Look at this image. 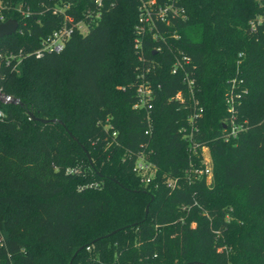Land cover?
I'll use <instances>...</instances> for the list:
<instances>
[{
  "label": "trees",
  "instance_id": "trees-1",
  "mask_svg": "<svg viewBox=\"0 0 264 264\" xmlns=\"http://www.w3.org/2000/svg\"><path fill=\"white\" fill-rule=\"evenodd\" d=\"M12 1L34 14L8 15L18 28L0 53L35 50L61 17L41 12L51 0ZM138 1L112 0L62 51L2 67V92L21 104L0 105V264H264V0H176L184 20L144 38L145 61ZM176 52L194 67L192 140L208 151V183L188 171L199 158L183 139L193 107L170 72ZM138 66L155 93L150 134L132 108ZM231 79L245 129L225 142ZM138 152L155 164L149 183L132 170Z\"/></svg>",
  "mask_w": 264,
  "mask_h": 264
},
{
  "label": "built area",
  "instance_id": "built-area-1",
  "mask_svg": "<svg viewBox=\"0 0 264 264\" xmlns=\"http://www.w3.org/2000/svg\"><path fill=\"white\" fill-rule=\"evenodd\" d=\"M50 6L41 3V12H49L53 15H59L61 17L60 25L55 28L51 33L47 34L40 40L39 47L30 52H23L19 49L18 52H4L0 53V80L2 78V67H9L11 71H16L21 61L25 56H33L34 58L41 57L47 53L60 52L69 41L70 36L75 32L85 34L88 26L91 22L100 18L104 9L112 7L114 4L112 0H51ZM15 14L21 17H30L34 14L31 9L24 6L21 2H13L12 0H0V22L7 20H14L9 18L8 15ZM184 10L177 5L176 0H164L158 2L157 0H139L137 6V23L134 26V41L133 47L135 53L138 56V61H145L143 52L144 38L148 37L152 41L164 40L163 34L158 30L159 25L168 27L174 20H184ZM176 39L174 35L171 36ZM159 47L153 48V52H157ZM140 66L136 67V80L135 91L136 101L133 104V109L146 110V122L148 129L146 133H151V117L150 110L152 109V102L155 98V93L152 89V84L147 77L149 66L142 68L139 71ZM193 65L188 57L176 52L172 66L170 68L171 75L180 73L181 81L186 89L187 99L190 101L193 111L188 118V124L191 128L188 134L183 136V139L190 143L189 153L199 158V167L189 165V173L194 178L204 177L205 182L210 181V158H208V151L205 147L192 140L193 132H196L194 127V121L198 119L202 113L201 107L197 106V102L194 99V78ZM138 71V72H137ZM241 84L240 80L236 81L231 79L229 82V91L226 94L224 105L226 106L227 119L224 128V134L222 136L223 141L227 142L228 139L236 137V135L244 131L245 126L243 124L235 123L236 108L240 99V92L237 88ZM11 96L4 94L0 87V105L3 103H11ZM172 100L182 103L183 96L180 92L174 94ZM6 113L0 107V122L5 118ZM184 133V131H183ZM115 133H113L114 135ZM133 172L141 178L144 183H149L155 174L156 167L152 161H149L143 152L136 153V158L133 160ZM176 186V181H167L166 187L173 189ZM86 249L90 250L89 247Z\"/></svg>",
  "mask_w": 264,
  "mask_h": 264
},
{
  "label": "water",
  "instance_id": "water-1",
  "mask_svg": "<svg viewBox=\"0 0 264 264\" xmlns=\"http://www.w3.org/2000/svg\"><path fill=\"white\" fill-rule=\"evenodd\" d=\"M17 28H18V24L15 20H7V21H4V22H0V37H3V36H8V35H11L13 33H15L17 31ZM11 103L13 104H17V105H20L21 104V101L20 99H17V98H11ZM30 118L35 120V118L33 117V115L30 113ZM40 122L42 123H47V122H54L55 120H47V119H39ZM67 133L73 138V136L71 135V133L66 130ZM147 211V206L145 207V212Z\"/></svg>",
  "mask_w": 264,
  "mask_h": 264
},
{
  "label": "rangeland",
  "instance_id": "rangeland-1",
  "mask_svg": "<svg viewBox=\"0 0 264 264\" xmlns=\"http://www.w3.org/2000/svg\"><path fill=\"white\" fill-rule=\"evenodd\" d=\"M260 19V18H259Z\"/></svg>",
  "mask_w": 264,
  "mask_h": 264
}]
</instances>
